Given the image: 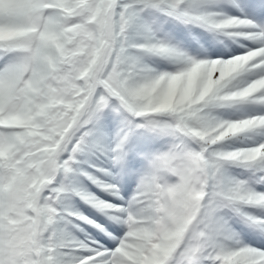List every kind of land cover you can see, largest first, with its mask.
Returning a JSON list of instances; mask_svg holds the SVG:
<instances>
[{
	"label": "snow or ice",
	"instance_id": "1",
	"mask_svg": "<svg viewBox=\"0 0 264 264\" xmlns=\"http://www.w3.org/2000/svg\"><path fill=\"white\" fill-rule=\"evenodd\" d=\"M0 264H264V0H0Z\"/></svg>",
	"mask_w": 264,
	"mask_h": 264
}]
</instances>
